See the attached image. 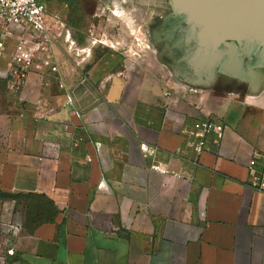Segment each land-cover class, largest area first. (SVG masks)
<instances>
[{"label":"crops","instance_id":"1","mask_svg":"<svg viewBox=\"0 0 264 264\" xmlns=\"http://www.w3.org/2000/svg\"><path fill=\"white\" fill-rule=\"evenodd\" d=\"M48 51L56 72L34 61L0 104V264H264V194L247 169L264 154V81L242 98L161 90L96 50ZM210 116L223 133L198 152L193 125Z\"/></svg>","mask_w":264,"mask_h":264},{"label":"rangeland","instance_id":"2","mask_svg":"<svg viewBox=\"0 0 264 264\" xmlns=\"http://www.w3.org/2000/svg\"><path fill=\"white\" fill-rule=\"evenodd\" d=\"M42 4L64 22L70 40H61L66 48L73 42L75 47L92 50L90 60L95 50L96 56L121 59L123 69L132 68L128 74L151 77L159 81L161 90L169 88L168 82L186 86L198 82L200 87L242 98L249 89L256 90L257 78L264 81V67L256 66L257 57L241 56L243 75H235L238 69L227 52L209 60L196 57L183 40L181 27L185 26L174 19L170 0H43ZM156 32L159 38L154 37ZM85 55L77 58L84 60ZM232 81L234 85H229ZM11 98L6 81H0V104Z\"/></svg>","mask_w":264,"mask_h":264},{"label":"built area","instance_id":"3","mask_svg":"<svg viewBox=\"0 0 264 264\" xmlns=\"http://www.w3.org/2000/svg\"><path fill=\"white\" fill-rule=\"evenodd\" d=\"M42 1L0 0V61H6L5 81L8 90L13 93L21 92L26 86L34 61L56 72L53 56L48 50L61 40L70 41L64 22L49 14ZM73 44L69 42L68 48L72 49ZM59 87L62 88L63 84L59 83ZM193 128L200 139L198 152L207 150L205 139L208 135L223 133V125L213 116L196 122ZM148 151L146 148L145 153ZM247 169L249 186L264 194V154L253 153ZM2 228L5 241L9 244V237L18 233L19 227L6 223ZM13 253L12 247L6 250L7 255Z\"/></svg>","mask_w":264,"mask_h":264},{"label":"water","instance_id":"4","mask_svg":"<svg viewBox=\"0 0 264 264\" xmlns=\"http://www.w3.org/2000/svg\"><path fill=\"white\" fill-rule=\"evenodd\" d=\"M170 1L174 19L185 26L183 40L196 57L209 60L227 52L238 69L235 75H243L242 55L257 57L256 66L264 67V0Z\"/></svg>","mask_w":264,"mask_h":264},{"label":"flooded vegetation","instance_id":"5","mask_svg":"<svg viewBox=\"0 0 264 264\" xmlns=\"http://www.w3.org/2000/svg\"><path fill=\"white\" fill-rule=\"evenodd\" d=\"M107 8L110 10L109 5H107ZM110 11H111V10H110ZM152 19H154V18H152ZM158 19H159V17L157 16L156 19H155V20H156V22H155L156 26L158 25V24H157ZM154 37H155V38H159V35H158L157 32L154 34Z\"/></svg>","mask_w":264,"mask_h":264}]
</instances>
